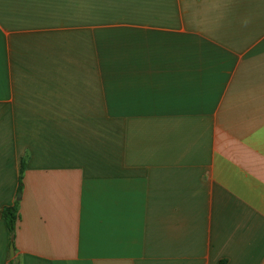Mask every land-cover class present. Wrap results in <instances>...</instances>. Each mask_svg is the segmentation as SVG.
<instances>
[{"label":"crops","instance_id":"1","mask_svg":"<svg viewBox=\"0 0 264 264\" xmlns=\"http://www.w3.org/2000/svg\"><path fill=\"white\" fill-rule=\"evenodd\" d=\"M10 262L264 264V0H0Z\"/></svg>","mask_w":264,"mask_h":264},{"label":"rangeland","instance_id":"2","mask_svg":"<svg viewBox=\"0 0 264 264\" xmlns=\"http://www.w3.org/2000/svg\"><path fill=\"white\" fill-rule=\"evenodd\" d=\"M102 107L101 109L106 110V102H100ZM91 128L88 129L87 127ZM79 131H76L74 128L69 130V152L71 157L78 158L77 155H74L72 151H79L80 156L83 157L84 149L88 152L91 151L92 155L94 152H100L103 157L107 158L108 152V138H107V128L104 126V123L100 124H89L84 127H78ZM79 148V149H78ZM89 156V154H87ZM87 156V157H88Z\"/></svg>","mask_w":264,"mask_h":264},{"label":"trees","instance_id":"3","mask_svg":"<svg viewBox=\"0 0 264 264\" xmlns=\"http://www.w3.org/2000/svg\"><path fill=\"white\" fill-rule=\"evenodd\" d=\"M25 169V161H21L20 176H19V185L17 188V197L22 191V175ZM1 217L5 222L6 229L10 237V245H13L14 234L17 222L19 220V202L18 200L10 207H4L1 211ZM12 264V262H10Z\"/></svg>","mask_w":264,"mask_h":264},{"label":"water","instance_id":"4","mask_svg":"<svg viewBox=\"0 0 264 264\" xmlns=\"http://www.w3.org/2000/svg\"><path fill=\"white\" fill-rule=\"evenodd\" d=\"M14 256V248H13V245H10V248H9V260H11Z\"/></svg>","mask_w":264,"mask_h":264}]
</instances>
